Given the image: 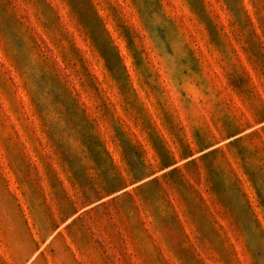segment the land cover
<instances>
[{
    "label": "rangeland",
    "instance_id": "obj_1",
    "mask_svg": "<svg viewBox=\"0 0 264 264\" xmlns=\"http://www.w3.org/2000/svg\"><path fill=\"white\" fill-rule=\"evenodd\" d=\"M0 264H264V0H0Z\"/></svg>",
    "mask_w": 264,
    "mask_h": 264
}]
</instances>
